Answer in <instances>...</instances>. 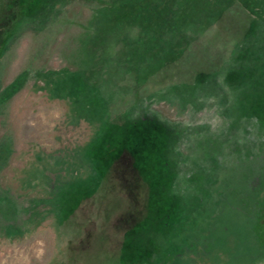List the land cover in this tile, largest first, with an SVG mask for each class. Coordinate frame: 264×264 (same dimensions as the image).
<instances>
[{
    "label": "rangeland",
    "instance_id": "obj_1",
    "mask_svg": "<svg viewBox=\"0 0 264 264\" xmlns=\"http://www.w3.org/2000/svg\"><path fill=\"white\" fill-rule=\"evenodd\" d=\"M244 59L264 0H0V264H264Z\"/></svg>",
    "mask_w": 264,
    "mask_h": 264
},
{
    "label": "trees",
    "instance_id": "obj_2",
    "mask_svg": "<svg viewBox=\"0 0 264 264\" xmlns=\"http://www.w3.org/2000/svg\"><path fill=\"white\" fill-rule=\"evenodd\" d=\"M200 15H201V17L203 18L204 17V15H205V12H202V13H200ZM216 16V17H215ZM218 16H220V14H219V12H215L214 13V11L212 12V15H210L208 18H210L209 19V21H207V23H212V22H214L216 19H218ZM199 26V24H197L196 25V27H198ZM179 27H176L175 28V30H176V32H178V34L180 33H182L183 34V36H181L180 35V38H181V40L182 39H192V37H190L191 35H190V31H191V29H195V27H192V28H190V29H187L186 27L185 28H183V29H179L178 31H177V29H178ZM189 43V41H186L185 42V44H188ZM172 54V53H171ZM178 53H175L174 54V57L177 55ZM170 57L171 58H174L173 57V54L172 55H170ZM171 60V59H170ZM250 66L251 65H249L248 63H246L245 62V59L244 60H241V61H238L237 62V65H235V66H233L232 67V72H229V74H231L232 76H236V75H238V74H240V76L241 75H246L245 76V79L247 78V76H248V72H249V69H250ZM239 75H238V77H240ZM251 79V81H249ZM246 83V82H248L247 83V85L244 87V89H243V87H242V84L240 85V82H239V87H240V90H239V95L240 94H247V95H249L250 97H251V100L253 101V102H256V108H255V110H254V112H253V116L255 117V118H257V108H258V106H259V102L261 101V99L264 97V75H263V77H259V75H257V77H252V76H249V78H247V80H245V81H242L241 83ZM244 83V84H245ZM252 84H254L253 86H252ZM246 90V91H245ZM243 91V92H242Z\"/></svg>",
    "mask_w": 264,
    "mask_h": 264
}]
</instances>
